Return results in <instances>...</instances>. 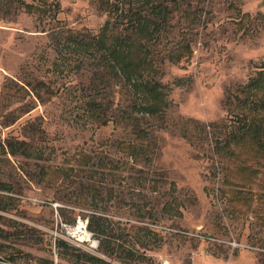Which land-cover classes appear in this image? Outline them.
Instances as JSON below:
<instances>
[{
    "label": "rangeland",
    "instance_id": "1",
    "mask_svg": "<svg viewBox=\"0 0 264 264\" xmlns=\"http://www.w3.org/2000/svg\"><path fill=\"white\" fill-rule=\"evenodd\" d=\"M143 1L0 0V264H264V0ZM135 12L156 116L69 41Z\"/></svg>",
    "mask_w": 264,
    "mask_h": 264
},
{
    "label": "trees",
    "instance_id": "2",
    "mask_svg": "<svg viewBox=\"0 0 264 264\" xmlns=\"http://www.w3.org/2000/svg\"><path fill=\"white\" fill-rule=\"evenodd\" d=\"M151 1L154 0H145L143 4H151ZM149 6L153 9L156 8V11L161 14L163 13V15L166 13L161 7L159 8L161 5L154 3ZM128 17V21L130 22L124 24L125 32L118 29L116 20L112 22L108 19L97 34L85 35L84 37H79L78 35L70 36L69 41L72 43L73 50L80 54L85 53L90 56L95 55L94 51L95 53H100L99 56L95 55L97 71L94 78H96L98 82H108L112 80L114 76L123 78L126 85L139 95L138 111L156 116L162 113L167 106L164 98L165 93L162 91V86L158 81L145 77L146 74L151 72L154 65L150 58L151 51L143 40L153 39L155 31L165 19L150 21L145 19L142 15L139 16L137 12L129 14ZM122 23L125 22L122 21ZM79 62L81 63L83 61ZM249 85L257 90H263L264 75L259 79L253 80ZM105 86L106 85H103V87ZM94 89L96 90L95 92L98 93L97 90H99V88ZM260 102L262 103H260L259 106L258 102L254 105V110H257L258 107L264 109V99ZM261 127L259 123L254 125H252V123L247 124L242 137L246 135H251L254 138L262 137V135H260ZM140 131H138V133H140ZM231 139H241V136L233 134ZM0 187L2 189L10 188L4 185ZM58 244H66V242L61 239ZM81 255L85 256L84 259L86 261L104 263L102 258L94 255L85 253Z\"/></svg>",
    "mask_w": 264,
    "mask_h": 264
},
{
    "label": "bare ground",
    "instance_id": "3",
    "mask_svg": "<svg viewBox=\"0 0 264 264\" xmlns=\"http://www.w3.org/2000/svg\"><path fill=\"white\" fill-rule=\"evenodd\" d=\"M79 229H80V228H78V227L75 228L74 232H75L76 234H77V233H78V234H79V233L82 234L83 238H86V239L89 240V239H90V235H88V233H86V232H82V231H80ZM75 233H74V234H75Z\"/></svg>",
    "mask_w": 264,
    "mask_h": 264
}]
</instances>
